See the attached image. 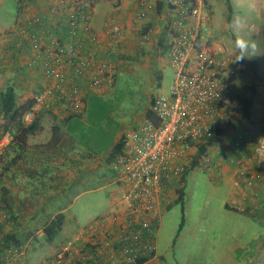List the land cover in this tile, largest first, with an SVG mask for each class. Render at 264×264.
Listing matches in <instances>:
<instances>
[{
    "label": "built area",
    "instance_id": "built-area-1",
    "mask_svg": "<svg viewBox=\"0 0 264 264\" xmlns=\"http://www.w3.org/2000/svg\"><path fill=\"white\" fill-rule=\"evenodd\" d=\"M90 6L91 0H68L61 5L67 10L51 7L50 13L59 21V36L48 46L39 33L31 30L7 33L37 51L29 66L36 67L40 58L47 64L42 92L25 114L26 123L41 111L62 109L78 114L84 109L79 84L70 79L67 68L75 76L83 75L96 91L113 87L116 70L110 57L115 54L118 42L106 53L108 57H91L90 50L103 45L92 30ZM139 7L141 18L153 8L145 1ZM168 12L164 49L173 81L167 91L152 98L150 112L154 120L145 119L127 130L121 152L112 162L123 188L119 220L111 229L102 230L101 240L86 237L87 229H83L56 249L45 264H104L115 254L122 264L152 258L157 250L155 235L163 214L176 200L183 168L188 166L198 145L214 137L217 130H224L231 114L239 108L229 86L238 65L223 46L210 42V11L204 0H171ZM149 38V33L142 36L144 41ZM3 139L9 144L12 136L6 133ZM250 140L247 131L237 134L229 150L237 152ZM4 144L0 145V152ZM254 150L260 168L246 178L249 186L264 179V132ZM209 165L205 155L195 167L206 173ZM238 174L246 176L243 170ZM3 215L0 209V230ZM9 253L22 258L24 250L13 248Z\"/></svg>",
    "mask_w": 264,
    "mask_h": 264
},
{
    "label": "rangeland",
    "instance_id": "rangeland-1",
    "mask_svg": "<svg viewBox=\"0 0 264 264\" xmlns=\"http://www.w3.org/2000/svg\"><path fill=\"white\" fill-rule=\"evenodd\" d=\"M227 1L233 7L228 29L225 26ZM204 3L210 11L211 43L223 46L235 60L239 57L233 44L237 35L256 44L244 60H236L238 71L229 84L240 104L238 111L246 100H250L251 105L256 102L257 92L264 95V0H204ZM18 4V0L2 1L1 28L14 24ZM148 32L150 38L144 41L142 36ZM151 33L150 29L141 28L138 30L139 39L136 37L137 41L127 51L116 49L117 54L111 56L116 70L113 87L91 94L86 107L77 114L79 118L69 121L64 139L75 144L71 145L69 155L75 158L91 155L93 159L89 161L92 164L80 163L77 171L68 174L63 183L68 190L60 199L49 203L48 208L42 209L40 216L43 220L60 210L66 223L77 231L109 211L110 196L115 187L111 186L115 180L113 172L116 174L112 163L107 161L109 153L127 130L146 119L153 96L167 91L173 81L170 64L160 54L165 51L164 45L150 47ZM162 36L165 41L166 33ZM160 55L162 58L158 59ZM47 115L46 124L51 136L52 127L60 125L62 119ZM50 119H53L52 125ZM235 124L230 122L226 128ZM194 156L189 158L188 166ZM177 185L179 188L180 184ZM54 193L55 190L51 195ZM183 194L182 202L172 204L165 211L157 233L158 252L163 264H264L263 255L249 257V253L243 255L239 249L252 241L255 223L241 214L221 209V196L207 174L196 167L190 171L184 179ZM65 227L54 240L55 246L63 239ZM39 241L34 238L33 247H37Z\"/></svg>",
    "mask_w": 264,
    "mask_h": 264
},
{
    "label": "crops",
    "instance_id": "crops-1",
    "mask_svg": "<svg viewBox=\"0 0 264 264\" xmlns=\"http://www.w3.org/2000/svg\"><path fill=\"white\" fill-rule=\"evenodd\" d=\"M2 1L0 0V4H2ZM67 1L18 0L19 4L14 24L8 28L0 27V93L8 86L12 87L17 106H22L34 100L42 92L44 83L43 73L47 64L45 60L43 61V58H40V62L36 67L29 66L30 62L35 59L37 51L28 43L25 45L21 44L20 41L16 40L15 36L9 37L7 33L13 32L15 34L19 29L31 30L34 33H39L48 46L49 43H52L59 36V21L50 13L49 9L51 7H58L61 10H67V6L61 7ZM115 1L116 3L114 4L113 0H91V6L88 11L91 18L92 30L103 45L99 49L93 47L90 50L91 57H95V59L108 57L106 53L109 50H113V43L115 41L118 42L116 46L118 51H127V48H130L132 43L137 41L136 37L139 39L138 30L141 28L145 31L150 29V32H152V37L149 41L151 43L150 47H159V45L165 44L162 35L166 33L169 3L171 0ZM141 1H145L153 7L143 18L139 16V3ZM115 54L117 53L115 52ZM160 54H163L167 60L165 51ZM161 58L160 55L158 59ZM110 60L113 62L111 57ZM66 73L72 81L79 84L81 94L85 100V108L88 97L96 93V89L89 86L86 78L81 77L83 75L75 76L69 68L66 69ZM257 93V101L255 100L256 102H253L250 106L249 115L246 118L241 120L239 111L231 114L230 122H236V124L225 128L221 138L218 139L213 147L209 148V150H212H208L206 160L209 161L210 168L205 173L208 175L214 189L221 196V209L224 212L241 214L255 223L256 229H253L251 234L252 241L239 247L242 250V254L249 253V257L256 255L264 256V179L255 182L251 186L246 182V178L257 173L260 168V159L254 149L260 140L261 134L264 132V95H261V92ZM43 112L40 118V132L28 140L29 155L34 152L36 147H41L50 141V131L46 124L49 119L47 114L52 115L56 120L64 119V117L71 115L62 109ZM52 120L50 121L51 125L53 124ZM1 123L2 120L0 118ZM246 131L250 133L251 140L239 151L231 152L229 146L235 135ZM4 136L5 134L2 133L0 128V145L5 143ZM4 145L0 152L1 172L6 162V158L1 154L8 144ZM86 162H88L85 163L87 166L92 164L89 160ZM241 170L245 172V177H240L238 174ZM48 171L52 178L48 188H40L37 184L33 183L34 181L26 179L25 176L33 175L34 170L27 169L21 163L12 168L10 173L0 172V187H5L10 192L9 196L5 198L7 204L15 211L20 225L21 223L23 224L22 227H19L20 229L16 230V226L8 222L6 220L8 217L6 216L5 219L3 215L0 243L1 238L11 232L16 237L28 236V240L22 248L24 250L22 258L13 256L9 253V250L2 249L0 245V260L4 264H45L60 245L78 235L83 229H87L86 237H97L101 240L103 239L102 230L111 229L119 220L120 210L118 209V205L123 188L118 182L117 175L113 172L115 180L111 182V186L114 185L115 187L110 196V209L107 214L77 231L73 230L72 226L66 223L65 219L63 229L66 226V233L63 239L60 240L59 245L55 246L54 241L51 244L45 243L42 232L44 220L40 216V212L42 209L48 208L49 203L52 201L60 199V196H63L65 191L68 190V186L63 185L65 180L68 179V172L58 173L53 169H49ZM82 172L79 174L81 175ZM70 185L73 186L72 184ZM53 190H55V193L51 195ZM57 213L52 214L49 219L53 218ZM35 228L39 229L35 230ZM63 229L61 232H63ZM157 233L155 235L156 254L152 258L144 260L141 264H163L161 261L162 257L158 252ZM34 238L40 240V247L39 245L33 247L34 243L32 242ZM104 264L122 263L119 256L115 254L111 258L108 257Z\"/></svg>",
    "mask_w": 264,
    "mask_h": 264
},
{
    "label": "trees",
    "instance_id": "trees-1",
    "mask_svg": "<svg viewBox=\"0 0 264 264\" xmlns=\"http://www.w3.org/2000/svg\"><path fill=\"white\" fill-rule=\"evenodd\" d=\"M232 15L233 7L229 3V1H227V12L225 17L226 29L229 28ZM262 86L264 87V82L262 83ZM33 104L34 100L27 102L22 106H17L14 96V90L10 86H8L4 91L0 93V118L2 120L0 128L3 134L8 133L12 136L11 143H9L8 146L4 148L1 154L6 158V162L4 163L5 165L2 168L1 173H10L12 168L21 163L27 169L34 170L33 175H24L26 179L34 181L33 183L37 184V186H39L40 188H48V185L52 180L49 175V169H53L58 173L68 172L69 174L71 172L77 171L80 163H83L87 160H92L93 156L83 155L79 156V158H75V156L71 157L69 155L70 149H72L71 145H73L74 142L70 139H64L65 135L67 134L66 127L71 119L79 118L77 114H71L66 119H62L60 125H54L52 127L50 141L41 147H36V149H34V152L29 155L28 140L40 132V118L44 113L43 111L37 113L30 123H26L24 120V116L31 110ZM250 106V100H246L243 103V108L241 107L242 109L238 110L241 120L249 115ZM146 119L151 121L154 120L150 110L146 114ZM223 133V129L217 130L214 137L208 139L205 143L198 145L196 149V155L193 157L190 165L184 167L181 172L179 181L180 187L176 190L177 198L174 201L173 205L180 203L183 200V183L185 177L190 171L194 170L197 162L205 155H207L208 148L213 147L218 139L221 138ZM66 146L68 147L67 149H65ZM121 149L122 139L111 149L107 159L108 163L113 162L115 157L120 154ZM9 193L10 192L8 189H6L5 187H0V209L4 213L5 219L7 216L8 219L6 220L15 225L17 230L20 229V222L18 221V217L15 211L7 204V201L5 199L9 196ZM169 208H171V206ZM57 212L58 213L53 218H47L46 220L44 219V222L42 224L43 239L47 244H51L63 229L65 217L60 210ZM27 240L28 236L16 237V235L11 232L1 238L0 245L4 250H10L13 248L22 249ZM142 262H144V260L138 261L136 264H141ZM0 264L4 263L0 260Z\"/></svg>",
    "mask_w": 264,
    "mask_h": 264
},
{
    "label": "clouds",
    "instance_id": "clouds-1",
    "mask_svg": "<svg viewBox=\"0 0 264 264\" xmlns=\"http://www.w3.org/2000/svg\"><path fill=\"white\" fill-rule=\"evenodd\" d=\"M233 44L239 53V57L238 59H236L238 61L244 60L245 55L249 52V50L256 48L255 42L246 40L239 35L235 37V39L233 40Z\"/></svg>",
    "mask_w": 264,
    "mask_h": 264
}]
</instances>
